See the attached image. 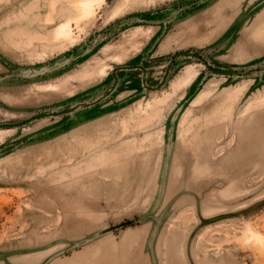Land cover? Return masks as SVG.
<instances>
[{"label":"rangeland","instance_id":"rangeland-1","mask_svg":"<svg viewBox=\"0 0 264 264\" xmlns=\"http://www.w3.org/2000/svg\"><path fill=\"white\" fill-rule=\"evenodd\" d=\"M79 1L0 0V123L149 88L0 128V264H264V74L164 75L264 63V0Z\"/></svg>","mask_w":264,"mask_h":264},{"label":"water","instance_id":"water-1","mask_svg":"<svg viewBox=\"0 0 264 264\" xmlns=\"http://www.w3.org/2000/svg\"><path fill=\"white\" fill-rule=\"evenodd\" d=\"M127 21H121L118 24H114L113 26H111L109 28V30L118 28L124 24H126ZM194 57L197 60L201 61L205 67L208 68V70L214 74L217 75H221V76H230V77H240V76H255L258 74H261L264 72V63L258 64V65H253V66H247V67H230V68H218V67H212L206 60V58L203 56V54L201 52H198L196 50H182L179 52H176L172 55V57L170 58V63L169 66L171 65V63L173 62V60L175 58L178 57ZM168 66V68H169ZM168 71V69H167ZM166 71V73H167ZM26 74H30V72H27ZM166 79V76H164V78L162 79V81L160 82V86L163 84L164 80ZM114 86H112V88L109 90L111 91L113 89ZM104 96V95H103ZM103 96H100L98 98H95L93 100H84V101H80V102H76L68 107L59 109V110H43L40 112H37L35 114H33L32 116H30L29 118H26L24 120H20L17 122H12V123H0V128H9V127H21L24 125H27L37 119H41V118H46V117H55V116H62L65 114H72L74 113L76 110L81 109L85 106H89L94 104L95 102L99 101L100 99L103 98ZM128 222H126L127 224ZM125 224V223H124ZM123 224H120L119 226H121ZM117 226H114V228H116ZM111 229V228H109Z\"/></svg>","mask_w":264,"mask_h":264},{"label":"flooded vegetation","instance_id":"flooded-vegetation-1","mask_svg":"<svg viewBox=\"0 0 264 264\" xmlns=\"http://www.w3.org/2000/svg\"><path fill=\"white\" fill-rule=\"evenodd\" d=\"M128 21H131V20H128ZM125 25V24H124ZM191 49H193V48H187L186 50H191ZM193 50H195V49H193ZM180 51H182V50H180ZM197 51V50H196ZM177 52H179V51H177ZM198 52H201V51H198ZM176 53V52H175ZM202 53V52H201ZM174 54V53H173ZM172 54V55H173ZM203 54V53H202ZM203 56L206 58V60H207V62L209 63V61H208V59H207V57H206V55H204L203 54ZM172 57V56H171ZM194 58V57H193ZM177 58H175L174 60H173V62L171 63V65L169 66V63L170 62H168V65L167 66H169V68H167L168 69V72L170 71V68H171V66H172V64L175 62V60H176ZM202 63V62H201ZM203 64V63H202ZM210 64V63H209ZM204 65V64H203ZM211 65V64H210ZM205 66V65H204ZM212 66V65H211ZM140 67V68H139ZM212 67H214V66H212ZM207 68V67H206ZM146 69V67L145 66H142V65H140V64H133V65H123V66H119V67H114L112 70H110V74H111V77H112V81H116V84H115V86L113 87V89L111 90V91H109V93H107V95H104L103 96V98L102 99H100L99 101H97V102H95L94 104H92V105H89V106H85V107H83L84 109H87V108H89L90 106L91 107H93V106H96L97 104H99V102H102L103 100H106V99H108L107 97L108 96H110L111 94H112V91L113 90H115L116 88H120L122 85L121 84H124V83H129L128 82V80H126V78H130V77H127V75H128V71H134V70H139L140 72H141V76H140V80H141V82H142V84L144 85V86H147L148 88H149V85H147V84H144V83H146L145 82V77H144V72L146 71L145 70ZM167 69H165V71H164V75H165V72L167 71ZM207 70H208V68H207ZM209 71V70H208ZM118 72H119V74H118ZM123 72V73H122ZM143 72V73H142ZM210 72V71H209ZM124 76H125V78H124ZM164 77V76H163ZM122 78L124 79L123 81H122ZM127 81V82H126ZM165 81V80H164ZM118 83V84H117ZM165 83V82H164ZM163 83V84H164ZM162 84V85H163ZM161 85V86H162ZM107 91V90H106ZM105 91V92H106ZM106 94V93H105ZM83 108H81V109H83ZM63 116V115H62ZM64 116H67V114H65Z\"/></svg>","mask_w":264,"mask_h":264},{"label":"bare ground","instance_id":"bare-ground-1","mask_svg":"<svg viewBox=\"0 0 264 264\" xmlns=\"http://www.w3.org/2000/svg\"><path fill=\"white\" fill-rule=\"evenodd\" d=\"M92 1V0H91ZM91 1H88V0H80L79 1V7H80V9L82 10V9H84L85 10V8L87 9L88 8V5H89V2L91 3ZM91 6V5H90ZM78 7V6H77ZM89 9V8H88ZM84 10H83V12H84ZM82 12V11H81ZM81 12H80V14H81ZM85 14V13H84ZM58 30H57V32H58V34H62L63 33V29H64V25H60L59 26V28H57Z\"/></svg>","mask_w":264,"mask_h":264},{"label":"crops","instance_id":"crops-1","mask_svg":"<svg viewBox=\"0 0 264 264\" xmlns=\"http://www.w3.org/2000/svg\"><path fill=\"white\" fill-rule=\"evenodd\" d=\"M166 26V23H165V25H164V27ZM264 74V72L263 73H261V74H258V75H255L256 77H259L260 79L262 78V75ZM255 76H253V77H255ZM252 77V76H251ZM252 82V79H250V83Z\"/></svg>","mask_w":264,"mask_h":264}]
</instances>
